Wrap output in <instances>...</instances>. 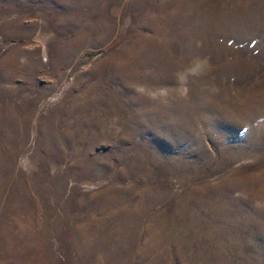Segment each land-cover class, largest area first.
<instances>
[{"label": "rangeland", "instance_id": "1", "mask_svg": "<svg viewBox=\"0 0 264 264\" xmlns=\"http://www.w3.org/2000/svg\"><path fill=\"white\" fill-rule=\"evenodd\" d=\"M0 264H264V0H0Z\"/></svg>", "mask_w": 264, "mask_h": 264}]
</instances>
